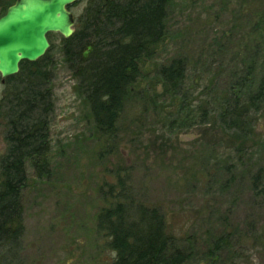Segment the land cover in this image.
<instances>
[{"label": "rangeland", "instance_id": "374dc122", "mask_svg": "<svg viewBox=\"0 0 264 264\" xmlns=\"http://www.w3.org/2000/svg\"><path fill=\"white\" fill-rule=\"evenodd\" d=\"M93 1L69 6L73 33ZM47 39L50 173L38 179L26 162L23 231L14 255L0 264H113L97 216L118 203L127 212L142 205L160 213L184 264H215L208 251L223 235L230 246L220 264H264V101L247 112L246 132L221 118L248 67L254 85L264 79V0H170L165 37L140 63L110 138L94 131L64 61L63 37ZM175 59L184 79L171 96L158 70ZM1 118L0 159L7 147ZM261 169L254 189L252 175Z\"/></svg>", "mask_w": 264, "mask_h": 264}, {"label": "trees", "instance_id": "16d2710c", "mask_svg": "<svg viewBox=\"0 0 264 264\" xmlns=\"http://www.w3.org/2000/svg\"><path fill=\"white\" fill-rule=\"evenodd\" d=\"M16 0L0 1V17ZM170 0H94L81 17L79 27L62 39L64 61L77 80V91L87 104L93 128L102 137H114L124 101L133 90L143 59L154 55L165 37L166 7ZM46 56L35 62L22 61L15 75L5 78L0 117L6 128V152L0 159V260L14 255L22 234L23 209L20 192L26 182L25 164L36 177L45 179L49 167L50 73ZM164 89L178 96L184 79L183 62L173 60L158 70ZM253 68L231 87L235 97L221 118L228 129L243 133L247 112L264 101V79L253 80ZM244 103H242L243 101ZM228 166V165H225ZM229 168V166L227 167ZM262 169L251 178L258 189ZM131 217V218H130ZM98 227L115 253L113 264H184L186 254L170 248L162 215L142 205L126 211L121 203L101 209ZM230 238L215 239L208 251L215 264L229 248Z\"/></svg>", "mask_w": 264, "mask_h": 264}, {"label": "water", "instance_id": "95a60500", "mask_svg": "<svg viewBox=\"0 0 264 264\" xmlns=\"http://www.w3.org/2000/svg\"><path fill=\"white\" fill-rule=\"evenodd\" d=\"M78 0H16L0 17V78L15 75L22 61L35 62L49 48L48 33L73 34L69 6Z\"/></svg>", "mask_w": 264, "mask_h": 264}, {"label": "flooded vegetation", "instance_id": "af4514ba", "mask_svg": "<svg viewBox=\"0 0 264 264\" xmlns=\"http://www.w3.org/2000/svg\"><path fill=\"white\" fill-rule=\"evenodd\" d=\"M113 262H114V260H113Z\"/></svg>", "mask_w": 264, "mask_h": 264}]
</instances>
